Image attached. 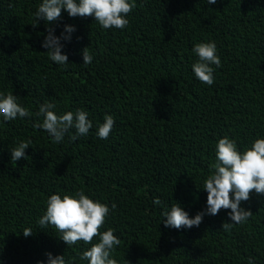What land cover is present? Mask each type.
<instances>
[{
    "label": "trees",
    "instance_id": "1",
    "mask_svg": "<svg viewBox=\"0 0 264 264\" xmlns=\"http://www.w3.org/2000/svg\"><path fill=\"white\" fill-rule=\"evenodd\" d=\"M41 3L0 0V92L12 91L32 113L0 117V264H47V253L88 264L80 255L90 244L68 246L52 226L38 224L50 195L80 189L116 204L101 231L113 228L120 238L112 254L118 264H248L249 257L264 264V195L253 191L241 203L253 215L230 231L222 229L232 223L230 209L181 229L165 227L162 215L176 202L190 218L206 209L203 184L219 139H234L243 152L264 138V0H135L122 30L62 11L51 27L60 36L75 26L61 41L66 66L42 47L48 25L33 27ZM212 41L222 66L213 65L209 86L195 77L192 49ZM46 101L58 115L85 110L92 129L75 141L72 129L53 143L33 127ZM105 115L115 124L100 139ZM26 140L28 158L11 161L10 150ZM26 228L32 235H23Z\"/></svg>",
    "mask_w": 264,
    "mask_h": 264
},
{
    "label": "clouds",
    "instance_id": "2",
    "mask_svg": "<svg viewBox=\"0 0 264 264\" xmlns=\"http://www.w3.org/2000/svg\"><path fill=\"white\" fill-rule=\"evenodd\" d=\"M208 4H215L217 0H207ZM136 7L135 0H42L35 12L36 24L43 20L47 27V35L42 42V47L47 49L49 58L57 65L66 66L68 56L62 54L64 45L62 40L70 41L71 33L75 26L66 25L60 36L54 34L55 29L51 25L59 20L62 11H66L70 17H94L95 21L104 29H125L129 25L126 18ZM192 51L198 57L193 63L192 70L195 77L209 86L215 81L214 67H221V59L217 54V46L214 41L197 43ZM83 64L92 63L93 55L89 47L82 50ZM56 105L44 102L39 106L36 116L43 117L42 123L37 121L34 128L42 129L53 139V143L63 142L66 134L75 129L70 137L72 141L80 136H86L93 123L88 119V112L83 109L68 111L58 115L54 109ZM28 108L18 103V96L12 91L0 92V117L4 122L20 118L31 117ZM115 120L112 115H105L104 122L97 127V136L107 139L114 127ZM32 141H20L10 150L11 161L26 159L25 149L31 146ZM216 161L211 166L213 171L204 181L203 189L207 192L206 209L198 212L194 218L183 210L178 202L171 205L170 210L165 207L162 215L163 223L167 228H192L198 227L205 215L215 216L222 209L231 211L229 218L232 223L224 222L222 229L230 231L234 224H244L253 215L250 210L241 207L242 202L251 198L253 191L257 195H264V138H257L250 147L243 152L238 150L234 139L225 136L218 140L215 149ZM155 205H161L159 197L153 200ZM116 208L113 203L111 208L99 200H93L80 189L73 194H52L47 199L46 212L39 219L41 227L52 226L61 233L62 239L68 246L80 242L91 247L83 251L80 259L88 264H118L113 258V252L121 244V240L114 232L115 229L104 228L110 211ZM25 237L32 235L30 228L23 231ZM98 242L93 243L94 240ZM47 264H66L64 255L53 256L46 254ZM44 264V262H38ZM129 264V262H128ZM248 264H254L253 258H248Z\"/></svg>",
    "mask_w": 264,
    "mask_h": 264
}]
</instances>
